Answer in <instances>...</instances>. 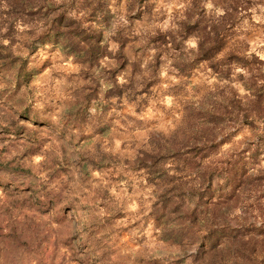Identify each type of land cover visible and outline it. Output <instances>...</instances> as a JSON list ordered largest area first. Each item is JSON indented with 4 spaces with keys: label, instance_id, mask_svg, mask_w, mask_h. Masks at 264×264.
<instances>
[{
    "label": "rangeland",
    "instance_id": "374dc122",
    "mask_svg": "<svg viewBox=\"0 0 264 264\" xmlns=\"http://www.w3.org/2000/svg\"><path fill=\"white\" fill-rule=\"evenodd\" d=\"M229 1L199 3L207 15L219 16ZM189 2L110 0V17L101 27L106 56L116 47L112 32L122 29L126 58L142 66L153 50L139 41L156 29L173 28ZM238 5L222 52L237 41L245 57H256L255 86L264 103V0ZM35 31L32 0H0V264H264L241 258L253 243L264 250V234L253 233L244 243L251 235L246 231L240 237L235 231L222 253L195 254L194 224L184 220L181 229L182 206L175 205L176 198L162 199L169 181L186 187L189 177L175 173L170 159L144 155L179 135L185 105L199 100L209 105L228 93L251 98L242 86L246 70L231 63L226 76H217L199 63L178 75L169 67L174 51L169 48L159 56L153 85L135 111L125 98L101 96L109 84L101 71L85 72L50 43L33 41ZM194 44L189 35L180 48ZM105 60L113 66L102 58L100 67ZM92 71L95 97L85 103ZM127 71L128 65L116 72L117 82ZM240 122L227 124L223 135L216 132L208 158L230 147L256 146L258 153L245 160L244 169L251 178L258 175V183L264 175V110ZM244 202L227 209V217L236 216L232 226L242 216L259 223L258 210L244 211Z\"/></svg>",
    "mask_w": 264,
    "mask_h": 264
},
{
    "label": "trees",
    "instance_id": "16d2710c",
    "mask_svg": "<svg viewBox=\"0 0 264 264\" xmlns=\"http://www.w3.org/2000/svg\"><path fill=\"white\" fill-rule=\"evenodd\" d=\"M109 1L32 0V19L36 30L33 41L50 43L80 63L85 72L92 67L97 72L101 71L103 79L109 81L101 90V96L115 97L117 101L125 98L132 103L135 111L153 85L159 56L169 48L174 49V54H170L169 67L178 75L187 74L199 63H205L217 76H226L231 63L245 69L248 77L242 86L251 98L239 100L228 93L223 100L212 101L209 105L202 100L197 101L195 106L185 105L180 120L182 125L176 129L179 135L168 136L156 151L149 150L144 155L152 159H170L175 173L189 177L191 183L186 187L176 180L169 181L170 186L163 189L162 199L176 198L175 205L182 206L183 211L178 214L181 229L184 220L194 224L190 239L197 243L195 254L204 251L224 252L227 239L235 237V231L239 237L244 235V231L247 234L251 232L244 243H248L246 241L252 238L253 233L263 235L264 202L261 199L264 197V175L257 183L258 178L255 177L258 175L251 178V174H246L244 169L245 160L253 159L258 153L256 146H247L240 151L237 147H230L218 157L208 158L209 151L215 146L216 132L223 135L227 124L238 125L239 121L245 122L251 113L264 110L261 92L255 86L259 70L256 57L250 53L245 57L237 41H233L230 48L222 52L226 34L239 6L238 0H230L224 5L219 16L207 15L200 0H190L182 18L175 21L173 28L163 32L156 29L139 41L143 47L150 46L153 50L142 66L140 60L128 61L126 58L122 29L112 32L116 47L111 56H106L109 52H106L103 44L101 27L108 23L110 17ZM21 2L23 4L24 0ZM189 35L195 39L193 48L181 50L180 43ZM102 58L112 60L113 66L105 60L100 67ZM126 65L128 71L122 75L123 80L117 82L116 72L123 70ZM88 75L92 84L83 97L85 103L95 97L98 83L94 71ZM245 197L253 199L246 204L242 201ZM240 202H244V211L252 206L258 210L260 219L256 226L245 216H242L243 220L237 227L230 224L236 216L227 217L226 211ZM253 245L241 251V258L264 261V252L261 253L264 250L261 247L256 249Z\"/></svg>",
    "mask_w": 264,
    "mask_h": 264
}]
</instances>
